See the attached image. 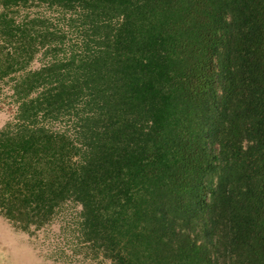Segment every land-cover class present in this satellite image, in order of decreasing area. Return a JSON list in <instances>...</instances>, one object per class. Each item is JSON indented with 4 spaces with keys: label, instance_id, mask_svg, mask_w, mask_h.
<instances>
[{
    "label": "trees",
    "instance_id": "16d2710c",
    "mask_svg": "<svg viewBox=\"0 0 264 264\" xmlns=\"http://www.w3.org/2000/svg\"><path fill=\"white\" fill-rule=\"evenodd\" d=\"M54 12L80 30L63 55ZM5 85L16 228L73 201L110 264H264V0H0Z\"/></svg>",
    "mask_w": 264,
    "mask_h": 264
},
{
    "label": "rangeland",
    "instance_id": "374dc122",
    "mask_svg": "<svg viewBox=\"0 0 264 264\" xmlns=\"http://www.w3.org/2000/svg\"><path fill=\"white\" fill-rule=\"evenodd\" d=\"M47 12L50 14L52 11ZM55 14L60 18L58 21H62L59 27L65 33V45L60 51L63 55L76 47L80 30L78 22L73 27L66 24L68 15ZM46 61L47 57L39 54L30 68L38 69ZM12 94L10 85H5L0 94V130L18 112L19 103ZM54 127L59 128V125L54 124ZM80 210L81 205L69 201L49 224L39 230L32 228L31 235L16 228L0 214V264H110L102 255L95 256L90 250L77 247L78 241L71 228L75 227Z\"/></svg>",
    "mask_w": 264,
    "mask_h": 264
}]
</instances>
